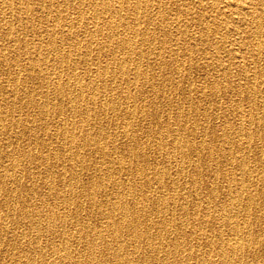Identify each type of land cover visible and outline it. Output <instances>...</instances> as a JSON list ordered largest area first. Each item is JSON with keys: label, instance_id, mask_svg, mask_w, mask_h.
I'll list each match as a JSON object with an SVG mask.
<instances>
[{"label": "bare ground", "instance_id": "1", "mask_svg": "<svg viewBox=\"0 0 264 264\" xmlns=\"http://www.w3.org/2000/svg\"><path fill=\"white\" fill-rule=\"evenodd\" d=\"M0 264H264V0H0Z\"/></svg>", "mask_w": 264, "mask_h": 264}]
</instances>
